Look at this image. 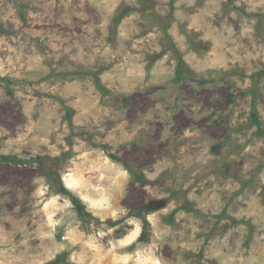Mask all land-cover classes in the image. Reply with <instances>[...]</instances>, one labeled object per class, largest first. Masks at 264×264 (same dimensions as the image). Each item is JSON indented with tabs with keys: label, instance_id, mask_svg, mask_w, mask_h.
Here are the masks:
<instances>
[{
	"label": "rangeland",
	"instance_id": "1",
	"mask_svg": "<svg viewBox=\"0 0 264 264\" xmlns=\"http://www.w3.org/2000/svg\"><path fill=\"white\" fill-rule=\"evenodd\" d=\"M263 71L264 0H0V264H264Z\"/></svg>",
	"mask_w": 264,
	"mask_h": 264
},
{
	"label": "trees",
	"instance_id": "2",
	"mask_svg": "<svg viewBox=\"0 0 264 264\" xmlns=\"http://www.w3.org/2000/svg\"><path fill=\"white\" fill-rule=\"evenodd\" d=\"M174 49H176V48H174ZM176 51V50H175ZM177 52V54H178V58H179V63H178V69H181L182 67H183V65H184V61H183V59H182V57L179 55V52L178 51H176ZM264 72V71H263ZM98 79V78H97ZM99 80V79H98ZM70 115V114H69ZM253 115L256 117V114L255 113H253ZM111 159H113L114 161H120V159L116 156V155H114V154H109L108 155ZM3 160H6V161H13V160H16V158L15 157H11V156H2L1 157ZM126 166H127V164L126 163H124ZM128 167V166H127ZM130 171H131V169H129ZM131 172H133V171H131ZM62 190L63 191H65L66 193H68V194H70V196H71V200H72V202H73V204L76 206V208H77V210L81 213V212H83L84 210H85V206H84V204L82 203V201H81V199L79 198V197H77V196H74L73 194H72V192H70L68 189H66L64 186L62 187ZM141 235H145V233H143V234H141ZM57 262H59V261H61V260H59V259H57L56 260Z\"/></svg>",
	"mask_w": 264,
	"mask_h": 264
},
{
	"label": "water",
	"instance_id": "3",
	"mask_svg": "<svg viewBox=\"0 0 264 264\" xmlns=\"http://www.w3.org/2000/svg\"><path fill=\"white\" fill-rule=\"evenodd\" d=\"M112 163H114L117 167H118V165L114 162V161H111ZM105 178L104 177H102L101 178V182L99 183V185H97V187H88L89 189H91V190H95L96 188H100L101 186H102V183L105 181L104 180ZM88 188H85V189H83V190H86V189H88ZM80 198V197H79ZM81 199V198H80Z\"/></svg>",
	"mask_w": 264,
	"mask_h": 264
},
{
	"label": "bare ground",
	"instance_id": "4",
	"mask_svg": "<svg viewBox=\"0 0 264 264\" xmlns=\"http://www.w3.org/2000/svg\"><path fill=\"white\" fill-rule=\"evenodd\" d=\"M114 164V163H112ZM115 165V164H114ZM84 260H88V256L85 255V257L83 258Z\"/></svg>",
	"mask_w": 264,
	"mask_h": 264
}]
</instances>
